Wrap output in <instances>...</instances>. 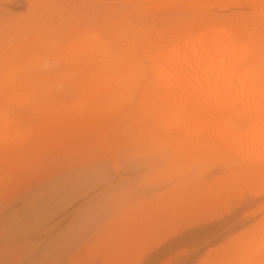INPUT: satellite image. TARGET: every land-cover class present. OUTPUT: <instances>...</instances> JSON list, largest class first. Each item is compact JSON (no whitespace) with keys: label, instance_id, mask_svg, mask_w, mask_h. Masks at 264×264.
<instances>
[{"label":"rangeland","instance_id":"1","mask_svg":"<svg viewBox=\"0 0 264 264\" xmlns=\"http://www.w3.org/2000/svg\"><path fill=\"white\" fill-rule=\"evenodd\" d=\"M5 1L0 0V41L15 44L22 56L20 91L37 89L30 108L22 105L23 96L19 106L10 102L12 88L4 91L7 98L0 105L7 121L19 122V134L32 132L34 140L80 97L71 90L60 96L61 51L51 55L44 44L29 46L39 29H25L22 17L34 13L28 2L3 7ZM238 1L209 0L205 6L219 21L264 33V17L257 16L252 0ZM41 3L35 12L45 14V36L50 30L56 41L67 42L71 30L90 28L110 38L114 50L128 45L119 40L120 34L125 39L154 36L201 17L192 10L197 0ZM73 77L81 80L79 74ZM145 84L143 79L130 99L126 90L132 83L121 87L114 95L118 112L108 123L67 142L45 143L22 162L5 163L0 179V264H232L238 250L264 237L262 149L249 150L242 159L218 149L219 142L207 136L203 141L209 150L188 149L190 141L176 149L174 139H158L153 133L156 122L149 124L143 117L139 102ZM252 127L241 125L236 133H248ZM46 181L51 182L43 188ZM32 192L37 196L31 198ZM43 195L57 198L52 206L67 197L75 199L52 214L44 213L45 202L29 207Z\"/></svg>","mask_w":264,"mask_h":264},{"label":"bare ground","instance_id":"2","mask_svg":"<svg viewBox=\"0 0 264 264\" xmlns=\"http://www.w3.org/2000/svg\"><path fill=\"white\" fill-rule=\"evenodd\" d=\"M41 1L6 0L3 7L28 2L34 13L22 17L26 22L25 29L30 31L28 28L33 26L35 30L39 29L38 37L29 46L36 49L44 44L51 55L61 51L59 86L63 89L60 96L71 90L79 93L80 98L68 112L53 118L44 133L34 140H30L32 132L26 137L19 134V122L7 121L0 105V179L6 162H22L45 143L67 142L108 123L118 112L114 95L131 82L130 89L126 90L130 99L143 79L146 84L139 105L145 121L156 122L157 129L153 133L158 139L166 142L169 138L174 139L176 149L190 141L186 147L200 151L210 149L209 143L203 141L207 136L209 140L219 142L218 149L224 147L242 159L249 150L252 152L258 147L264 156L261 145L264 136V33L247 25L219 21L209 15L205 6L209 0H197L192 10L201 16L200 19L193 17L154 36L145 34L143 38L129 36L125 39L120 34L119 40L129 41L128 45L114 50L110 38L90 28L71 30L65 39L68 43L56 41L50 30L45 36L42 30L45 14L39 16L35 12ZM252 2L257 16L264 17V3L260 0ZM46 14L50 16L49 11ZM79 30H82L79 37L74 38ZM0 49L3 51L0 53V101L7 98L4 91L12 88L10 102L19 106V97L23 96L22 105L30 108L37 87L24 93L20 91L19 85L24 82L19 81L22 56L18 47L1 40ZM27 74L31 76V73ZM73 74H79L81 80L77 82ZM248 124L253 126L248 133H236L239 126ZM160 126H163L162 130ZM50 182L41 186L45 188ZM36 193L32 192L31 198L36 197ZM74 199L67 197L59 205L52 206L57 198L43 195L29 207L45 202L44 213L52 214ZM4 208L2 206L1 210ZM42 210H37L36 214ZM238 251V258L232 264H264V237L252 240L246 249Z\"/></svg>","mask_w":264,"mask_h":264}]
</instances>
